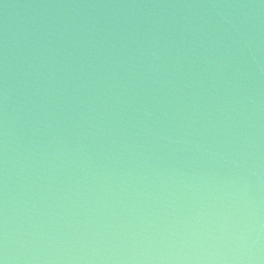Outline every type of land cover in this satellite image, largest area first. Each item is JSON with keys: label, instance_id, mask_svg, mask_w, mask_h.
Masks as SVG:
<instances>
[{"label": "water", "instance_id": "1", "mask_svg": "<svg viewBox=\"0 0 264 264\" xmlns=\"http://www.w3.org/2000/svg\"><path fill=\"white\" fill-rule=\"evenodd\" d=\"M0 264H264V44L1 154Z\"/></svg>", "mask_w": 264, "mask_h": 264}]
</instances>
